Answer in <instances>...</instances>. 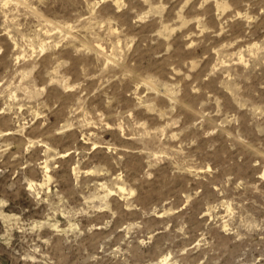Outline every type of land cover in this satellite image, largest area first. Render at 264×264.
Instances as JSON below:
<instances>
[{
	"label": "rangeland",
	"instance_id": "1",
	"mask_svg": "<svg viewBox=\"0 0 264 264\" xmlns=\"http://www.w3.org/2000/svg\"><path fill=\"white\" fill-rule=\"evenodd\" d=\"M0 264H264V0H0Z\"/></svg>",
	"mask_w": 264,
	"mask_h": 264
},
{
	"label": "bare ground",
	"instance_id": "2",
	"mask_svg": "<svg viewBox=\"0 0 264 264\" xmlns=\"http://www.w3.org/2000/svg\"><path fill=\"white\" fill-rule=\"evenodd\" d=\"M108 59V58H107ZM105 60H106V57H105ZM105 62V61H104ZM148 83V82H147ZM167 88H168V86H167ZM171 91V90H170ZM172 93V92H171Z\"/></svg>",
	"mask_w": 264,
	"mask_h": 264
}]
</instances>
